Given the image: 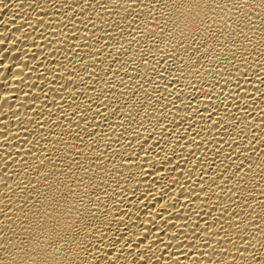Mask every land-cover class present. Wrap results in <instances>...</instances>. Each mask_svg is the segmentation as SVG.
Listing matches in <instances>:
<instances>
[{"label": "bare ground", "instance_id": "obj_1", "mask_svg": "<svg viewBox=\"0 0 264 264\" xmlns=\"http://www.w3.org/2000/svg\"><path fill=\"white\" fill-rule=\"evenodd\" d=\"M46 255L264 264V0H0V264Z\"/></svg>", "mask_w": 264, "mask_h": 264}, {"label": "clouds", "instance_id": "obj_2", "mask_svg": "<svg viewBox=\"0 0 264 264\" xmlns=\"http://www.w3.org/2000/svg\"><path fill=\"white\" fill-rule=\"evenodd\" d=\"M25 264H56V258L51 257L50 255L39 256V257L32 256L30 261L28 260L25 261Z\"/></svg>", "mask_w": 264, "mask_h": 264}, {"label": "snow or ice", "instance_id": "obj_3", "mask_svg": "<svg viewBox=\"0 0 264 264\" xmlns=\"http://www.w3.org/2000/svg\"><path fill=\"white\" fill-rule=\"evenodd\" d=\"M190 2H191V0H190ZM257 264H261V262L260 261H257Z\"/></svg>", "mask_w": 264, "mask_h": 264}]
</instances>
